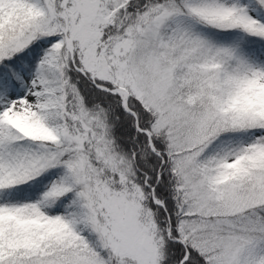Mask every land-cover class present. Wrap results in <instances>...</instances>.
Masks as SVG:
<instances>
[{"label":"snow or ice","instance_id":"obj_1","mask_svg":"<svg viewBox=\"0 0 264 264\" xmlns=\"http://www.w3.org/2000/svg\"><path fill=\"white\" fill-rule=\"evenodd\" d=\"M0 264H264V0H0Z\"/></svg>","mask_w":264,"mask_h":264}]
</instances>
